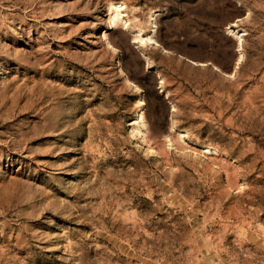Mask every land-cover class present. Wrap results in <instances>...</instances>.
Here are the masks:
<instances>
[{"label": "rangeland", "instance_id": "obj_1", "mask_svg": "<svg viewBox=\"0 0 264 264\" xmlns=\"http://www.w3.org/2000/svg\"><path fill=\"white\" fill-rule=\"evenodd\" d=\"M0 264H264V0H0Z\"/></svg>", "mask_w": 264, "mask_h": 264}, {"label": "bare ground", "instance_id": "obj_2", "mask_svg": "<svg viewBox=\"0 0 264 264\" xmlns=\"http://www.w3.org/2000/svg\"><path fill=\"white\" fill-rule=\"evenodd\" d=\"M120 16V9H119V7H116L115 8V10H114V12H113V19H115V18H117V17H119ZM111 17H112V15H111ZM241 60V56L238 58V61H240ZM138 118H139V120L140 121H138V122H142V120H143V114H140L139 116H138ZM137 124H140V123H137ZM137 124H136V126H137ZM142 124V123H141ZM140 124V125H141ZM135 129H136V127H135ZM138 130V129H137ZM140 131V130H139ZM144 134V133H143ZM75 137V136H74ZM74 139V138H73Z\"/></svg>", "mask_w": 264, "mask_h": 264}]
</instances>
